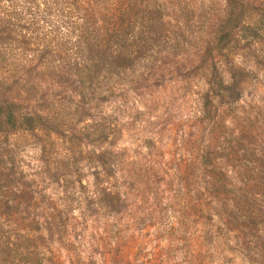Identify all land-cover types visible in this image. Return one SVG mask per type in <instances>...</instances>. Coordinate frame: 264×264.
I'll return each instance as SVG.
<instances>
[{"label":"rangeland","instance_id":"374dc122","mask_svg":"<svg viewBox=\"0 0 264 264\" xmlns=\"http://www.w3.org/2000/svg\"><path fill=\"white\" fill-rule=\"evenodd\" d=\"M170 2L155 59L81 83L71 56L55 55L70 39L46 0H0V102L41 117L0 135V188L17 186L9 197L26 204L59 264H185L193 234L215 225L192 208L196 150L228 152L220 160L231 172L257 165L248 150L264 159V0ZM229 67L249 80L223 103L211 98L205 118L209 71L228 82ZM101 191L119 195L116 211ZM218 241L207 264H258L231 232L215 229Z\"/></svg>","mask_w":264,"mask_h":264},{"label":"trees","instance_id":"16d2710c","mask_svg":"<svg viewBox=\"0 0 264 264\" xmlns=\"http://www.w3.org/2000/svg\"><path fill=\"white\" fill-rule=\"evenodd\" d=\"M46 5L61 16L66 39H70L68 47L57 49L55 55L71 56L66 66L83 73L81 83H90L102 71L118 73L135 67L138 61L155 59L158 38L164 36L173 6L170 0H46ZM229 36L230 30L225 29L216 34L212 48L217 54L223 55V43ZM141 67L158 66L148 62ZM247 74L229 67V81L224 82L217 69L210 70L208 88L200 96L202 116L208 118L214 111L211 98L223 103L241 90L242 82L249 80ZM16 113L14 103L0 102V135L41 124L37 114ZM248 151L246 160L257 165L231 172L220 160L222 155L229 158L228 152L196 150L192 208L196 219L211 218L215 225L206 237L193 234L195 248L188 249L185 264H207L218 257L217 245L222 242L211 244L215 229L231 232L248 258L264 264V159ZM2 173L0 170V178ZM12 189L0 188V264H59L40 244L36 222L26 213V204L9 197V193L19 192L15 185ZM100 202L112 212L121 200L116 192L101 191ZM217 235L220 240L222 235Z\"/></svg>","mask_w":264,"mask_h":264}]
</instances>
